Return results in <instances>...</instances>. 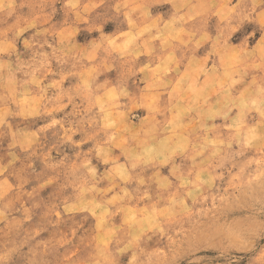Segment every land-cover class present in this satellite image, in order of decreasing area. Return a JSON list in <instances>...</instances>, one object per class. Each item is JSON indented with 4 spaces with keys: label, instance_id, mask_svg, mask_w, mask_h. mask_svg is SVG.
<instances>
[{
    "label": "clouds",
    "instance_id": "9594fccd",
    "mask_svg": "<svg viewBox=\"0 0 264 264\" xmlns=\"http://www.w3.org/2000/svg\"><path fill=\"white\" fill-rule=\"evenodd\" d=\"M14 115L43 123L12 133ZM5 128L0 264H180L188 225L264 182V0H0V139ZM250 149L259 172L241 166L223 187ZM249 215L246 232L225 230L228 264H264V198Z\"/></svg>",
    "mask_w": 264,
    "mask_h": 264
},
{
    "label": "rangeland",
    "instance_id": "374dc122",
    "mask_svg": "<svg viewBox=\"0 0 264 264\" xmlns=\"http://www.w3.org/2000/svg\"><path fill=\"white\" fill-rule=\"evenodd\" d=\"M169 8L168 5L158 7L153 9V14L157 12H165ZM27 35V34H26ZM18 49L22 50L21 45H17ZM209 48L208 44H205L198 52L197 57H203ZM179 55V53H178ZM144 59L143 57L141 58ZM199 61L197 64L199 65ZM213 61L210 58L207 65L203 68L199 66H193L191 68V75L195 84L200 85L204 80L203 75H199L201 71L210 69L212 67ZM187 67V63L180 66V71L183 73ZM199 75V79L196 77ZM66 82L65 86H67ZM137 114L141 117L145 116L147 113L143 109H137ZM255 114H253L254 116ZM252 117H250L251 119ZM133 124L139 123L137 120L132 121ZM43 123L40 119H25L22 116H10L8 117V124L11 128L12 133L16 132H29L35 131ZM217 124L223 123L219 118L215 121ZM4 135L0 139V154H6L9 145L12 143V135L9 133V130L5 128ZM50 139L51 134H46ZM46 140L43 136L41 137V144H46ZM67 150V149H66ZM70 151V150H69ZM18 154L23 156L22 153ZM119 150L117 149V154ZM55 156L56 153H53ZM260 153L256 149H250L245 153L244 157L238 158L234 163H236V168H231V165H226V169H231V172H225V182L223 187L227 188V180L231 178V174L238 172L241 166H246L245 171L242 174V179L250 178L252 175H255L260 170L259 165ZM123 161V157H121ZM255 161V162H253ZM177 163H181L180 159H177ZM37 173H41V178L45 174L46 170H43V165L39 160L34 164ZM103 171V167L100 169ZM162 174L167 175V169H161ZM11 183H15L14 180L10 179ZM37 179H31L28 185H25L26 191H31L33 187L37 184ZM53 189L51 187L44 188L39 193V198H42L44 201L50 199V194ZM230 203L217 214V217L212 220L205 221L203 223H193L188 225L189 228V240L181 249V259L180 264H189L191 261L192 264H228V261L231 258L232 249L230 246L225 243V230L238 229L242 232H246L254 224H258L259 221L255 219L254 216L249 215L250 211L256 206V201L260 198H264V182H253L251 185H244L240 188L229 189ZM21 214L12 211L11 217L19 218ZM95 224V220L92 217H89V220L85 227H89ZM2 226V225H0ZM26 227V226H25ZM12 239H19V236L16 233L12 234ZM165 241L161 240L159 237H153L152 240L148 241V246L154 248L157 246H163ZM89 250H85L82 255H87ZM10 264H21V259L19 256H13Z\"/></svg>",
    "mask_w": 264,
    "mask_h": 264
}]
</instances>
